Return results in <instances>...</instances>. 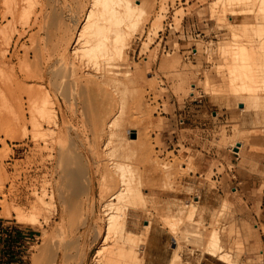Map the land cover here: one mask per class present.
<instances>
[{
    "label": "rangeland",
    "instance_id": "obj_1",
    "mask_svg": "<svg viewBox=\"0 0 264 264\" xmlns=\"http://www.w3.org/2000/svg\"><path fill=\"white\" fill-rule=\"evenodd\" d=\"M76 1L0 0V54L8 59L0 61V264H95L100 248L110 254L100 184L110 183L116 159L144 196L132 264H171L179 253L182 264H229L225 253L235 264H264V0H140L146 10L123 69L136 86L126 81L104 114L73 112L70 97L29 96L43 89L39 73L57 83L70 75L71 56L59 78L53 72L67 15L82 6ZM78 153L89 163L86 176L75 174L79 191L66 171L77 165L76 173ZM91 174L94 206L84 195ZM48 181L58 214L19 222L16 206L29 216L35 200H50ZM214 231L222 249H211Z\"/></svg>",
    "mask_w": 264,
    "mask_h": 264
},
{
    "label": "bare ground",
    "instance_id": "obj_2",
    "mask_svg": "<svg viewBox=\"0 0 264 264\" xmlns=\"http://www.w3.org/2000/svg\"><path fill=\"white\" fill-rule=\"evenodd\" d=\"M78 1H76V2L78 3ZM262 2H263V0H262ZM81 3H82V6L80 7L81 9H78V11H73V10L69 11V13L67 15V17H68L67 21H69V25H68V30H65V31H68V33H66L67 35L64 33V36L65 35L66 36H65V38L63 37L64 41H63L62 50H61V47H59V49L62 51V53L60 52L62 55L60 54L61 55V56H59L60 58L57 59L58 65H54V63L52 64V65H54V68H55L54 72H53L54 77L59 78L62 68L66 67L67 59H69V57L71 56V58L73 60L72 59H69V60H72L73 67L71 66L72 67L71 70L68 71L70 73L69 77L66 78V80L64 79L61 83H57V80H55L56 78L55 79L53 78L51 81L50 80L47 81L46 79H44V74L39 73L40 74L39 78L42 80L41 83H43V84H41V86L42 85L43 86L42 87L40 86V87L43 89L38 91V90H36V87H31V89L29 90V96H30V91H31V95H33V94L36 95V94L41 93L40 94L41 96H42V94L47 96L48 102H49V98L53 93V95L56 98V102L58 101V103H59V99H60L59 95H61L63 98L70 97V99H69L70 100L69 101L70 106L69 107L73 110V112L81 109V110H84V113L87 112L86 110H88V111H91L93 113L104 114L106 112L108 113V111L110 110V106H112V104H110V100L111 99L113 100L112 97H114L116 95H118V96L121 95L120 93H121V91H123L122 87H123V85H126V84H124L126 81H129L131 84H133L134 87L136 86V83L133 79L134 74H132L131 71H129L130 73L125 72L126 74H124L123 69L126 67L125 64L128 61V59H127V52L128 51L127 50L130 48V44H131L133 38L137 35V33L141 27L142 16L145 14L146 9H145V5L143 6V2L140 0H82ZM224 3H227V2H224ZM263 4H264V2H263ZM78 6H80V5H78ZM228 6H229V4H228ZM227 9H228L227 5L224 4V7L222 8V15L224 17L227 16L226 15L228 13ZM69 10H71V9L69 8ZM235 13H237V12L235 11ZM67 21H66V23H68ZM5 34H6V32L4 33V35ZM4 39H5V37H4ZM7 44H8L7 45V47H8L10 45L9 39H8ZM61 44H62V42H61ZM5 47H6V45H5ZM224 48L227 49V47H223L222 50ZM229 49H231V48H228L227 53L228 52L230 53L232 51V49L230 51H229ZM3 52H5V50ZM222 52H224V51H221V53ZM0 55H1L0 61H1V63H3V65H5L4 63L8 62L7 54L2 53ZM222 55H224V54H222ZM55 64H56V62H55ZM68 67H70V66H68ZM2 70L4 71V69H2ZM129 70H131V69H129ZM237 70H240V69H237ZM80 71H84L83 73H85V74L82 75ZM242 72H243V70H242ZM252 72H253V70H252ZM238 74H239V72H238ZM245 74H246V72H245ZM126 75L127 76L129 75V77H127V79H126ZM30 76H32V75L30 74ZM37 76H38V74H37ZM62 76H63V73H62ZM235 76H236V74H235ZM248 76H250V74ZM49 78H50V76H49ZM239 78H241V76ZM61 79H62V77H61ZM245 79H246V76H245ZM245 79H244V81H245ZM239 86H240V84H239ZM58 87H60V88H58ZM132 89H134V88H132ZM78 90H79V93H78ZM241 91H242V88H241ZM0 93H1V89H0ZM1 95H3V94H1ZM34 95H33V97H35ZM38 98H39V96H38ZM38 98H37V100H38ZM50 100H51L50 102H52V97ZM240 103L243 104L242 102H240ZM116 104H117V102H116ZM48 106H50V105H48ZM39 108H41V107H39ZM34 109L37 110V108H34ZM43 110H44V108H43ZM45 110H46V108H45ZM47 110H49V107ZM93 113H92V115H93ZM103 119L104 118L102 116V120ZM65 125H67V124H65ZM106 126H108V125H106ZM102 128H104V127H102ZM106 128H108V127H106ZM121 131L122 130H120V132ZM114 132L116 133V131H114ZM107 135H109V133H107ZM120 135H121V133H120ZM120 135L119 134H118V136L116 135L117 137L114 135L115 138H117L116 142L119 145L122 144V141H121L122 135L121 136ZM109 138H110V136H109ZM111 138H112V136H111ZM112 141H114V140H112ZM128 141L133 142L136 140L130 139ZM121 146L123 147V145H121ZM133 146H134V144H133ZM66 147H68V146H66ZM134 148H135V146H134ZM78 149H77V151H78ZM67 154H70V153L68 152ZM76 155H77L76 160L78 161V163H77L78 169L76 170V173L74 172L75 171L74 169L77 168V165H75L76 166L75 168L73 167V171H72L71 167H70L71 169H68L66 171H68L67 173H70V176H71V178H69L70 177L69 176L68 179H72V181L74 183H76L75 188L77 191H79L78 186H77L78 182H76L77 180L75 178V174L77 175V173L79 172V173H81V176H86L89 163L84 158V156H82L81 153H78ZM104 159H105V156H104ZM104 159H102V160L104 161ZM120 159L123 160V158H121V157H120ZM111 160L112 159L109 158V160H107V161H109V163H110ZM113 160H114V158H113ZM116 160L117 161L112 163V170H113L114 175L112 176V178L109 176V178H111V181L108 180L110 183L106 186L103 184V180L101 181L102 184L99 183L100 187H101L100 200H101V204L103 207V212L101 211V213L103 215V218L106 219L108 222L106 233L104 235L102 245L105 246V245L109 244L110 242H114V243L111 244L112 245L111 246L112 251L110 252V254L103 256L104 254L102 255V248H100L96 252L97 254H95V255L99 257V260L95 264H132L131 252L133 249V245H136L137 243L139 244V241H140V237L138 235L136 227L138 225L139 219L142 218V216H143L142 214H140L141 212L140 213L138 212V210H139L138 207H139V205L142 202V199L144 197L140 193L141 182H140V180H134L135 178L134 179H132L130 177L128 178V176L126 175V171H127V168L125 166L126 164L124 165L123 161H122V163L119 162L121 160H118V159H116ZM105 164H108V163H106V161H105ZM104 167H105V165H104ZM104 167H102V168L104 169ZM63 168H64V166H63ZM68 168H69V166H68ZM105 170L106 171H103L102 173L104 176H107L104 173L108 172V168ZM110 175H111V172H110ZM89 178L87 177L88 185H87V190L84 193V195L86 197V202L88 204L90 202H92V206H94L93 192H91L92 185H93L92 174H91L90 180H89ZM106 179H107V177H106ZM104 182H105V180H104ZM45 183H46V185L44 184V188H43L44 195L46 196L48 194H51V195H49L50 197L46 196L50 200L46 201L43 197L42 198L39 197L37 200H35V202H33L32 204L30 203L31 209H30V215L29 216L26 215L27 213L25 214L21 209H19V207L16 206V209H15V213L17 214L16 219H18L19 222L26 223V224L27 223H29V224H37L38 223L39 224V217L44 218L45 221L48 222L51 219V216L49 217L50 212L52 215L58 214L59 208H58L56 199L53 195V192H51V193L49 192V190L51 188V184H49V181L45 182ZM142 183H143V181H142ZM90 184H91V190H89ZM62 200H64V198ZM62 203H64V202L62 201ZM187 205L192 206L191 204H187ZM79 207L80 206L78 204L77 208H79ZM193 207H194V204H193ZM152 208H153V200H152V198H150V204L147 206V210H146L147 212L150 213L148 215L149 217H151V212H152L151 209ZM63 211H64V209H63ZM188 213H189V211H188ZM191 216L189 215L188 217H191ZM150 219L151 218L146 219V221L148 222L147 227H149V225H150ZM99 221H101V220H99ZM99 231H100V229H99ZM211 234H209L211 236L210 243H209L212 245L211 249L212 248H214V250H215V248L222 249L223 248L222 240H221V236L219 235V233L217 231H214ZM98 238H99V236H98ZM208 240H209V238H208ZM181 257L182 256L180 253L176 254L175 257H173V261L171 262V264H182V258ZM230 257L231 256L228 253L220 255V259L225 261V263L235 264L233 262V260H231ZM143 259H144V251H143Z\"/></svg>",
    "mask_w": 264,
    "mask_h": 264
},
{
    "label": "crops",
    "instance_id": "obj_3",
    "mask_svg": "<svg viewBox=\"0 0 264 264\" xmlns=\"http://www.w3.org/2000/svg\"><path fill=\"white\" fill-rule=\"evenodd\" d=\"M264 190V184L262 185V187H261V191H263ZM263 209H262V214H263V217L261 218V220H260V225L262 226H260V230H262V233H263V240H264V230L262 229V228H264V197H263ZM222 240V239H221Z\"/></svg>",
    "mask_w": 264,
    "mask_h": 264
},
{
    "label": "built area",
    "instance_id": "obj_4",
    "mask_svg": "<svg viewBox=\"0 0 264 264\" xmlns=\"http://www.w3.org/2000/svg\"><path fill=\"white\" fill-rule=\"evenodd\" d=\"M175 26H176V23H175V21H174V18L172 17V19H171L169 22H167V24H166V28L168 27V28H169V31H170L171 29H174ZM195 49H196V48H192L193 53H194V51L197 52V49H196V50H195Z\"/></svg>",
    "mask_w": 264,
    "mask_h": 264
},
{
    "label": "water",
    "instance_id": "obj_5",
    "mask_svg": "<svg viewBox=\"0 0 264 264\" xmlns=\"http://www.w3.org/2000/svg\"><path fill=\"white\" fill-rule=\"evenodd\" d=\"M242 106V105H241Z\"/></svg>",
    "mask_w": 264,
    "mask_h": 264
}]
</instances>
